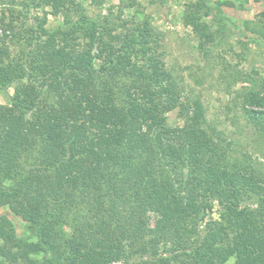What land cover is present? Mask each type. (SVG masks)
<instances>
[{
  "label": "trees",
  "instance_id": "trees-1",
  "mask_svg": "<svg viewBox=\"0 0 264 264\" xmlns=\"http://www.w3.org/2000/svg\"><path fill=\"white\" fill-rule=\"evenodd\" d=\"M10 3L0 20V89L15 92L10 106L0 103V208L34 239L1 216L0 264L180 257L168 253L194 264H264V172L238 170L202 102L183 100L150 22L90 17L77 0ZM46 6L62 24H29L31 8ZM210 11L196 0L183 18L202 49L216 39ZM262 89L242 97L264 137ZM173 111L183 127L168 125ZM216 201L220 219L206 221Z\"/></svg>",
  "mask_w": 264,
  "mask_h": 264
},
{
  "label": "rangeland",
  "instance_id": "rangeland-1",
  "mask_svg": "<svg viewBox=\"0 0 264 264\" xmlns=\"http://www.w3.org/2000/svg\"><path fill=\"white\" fill-rule=\"evenodd\" d=\"M193 1L196 0H77L90 17L108 15L112 11L111 19L116 22L149 21L162 37L163 61L174 75L183 100L187 97L202 102L208 122L230 144L238 170L256 169L263 173L264 137L249 121L242 95L248 88L257 91L264 88V37L260 35L264 27V0H205L211 7L207 23L216 38L205 49L183 19L186 6ZM10 4V0H0V20L4 11L9 14L6 10ZM30 11L29 24L35 23V17L47 19L48 29L63 22V16L53 15L49 6L32 7ZM120 15L122 19L117 18ZM14 92L12 88L0 89V103L10 106ZM167 119L173 128L183 127L185 123L178 111L169 113ZM219 214L220 205L216 201L206 221L219 220ZM1 216H7L14 223L20 237L34 239L22 218L8 207L0 208ZM159 221L157 215H151V227ZM205 227L206 222H203L199 230L204 232ZM176 255L180 257L172 264H194L181 253L164 254ZM234 262L231 258L227 264Z\"/></svg>",
  "mask_w": 264,
  "mask_h": 264
}]
</instances>
